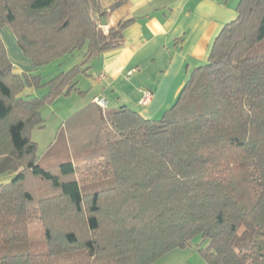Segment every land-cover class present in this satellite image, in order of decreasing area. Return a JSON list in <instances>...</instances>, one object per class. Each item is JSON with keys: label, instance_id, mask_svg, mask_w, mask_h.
<instances>
[{"label": "trees", "instance_id": "trees-1", "mask_svg": "<svg viewBox=\"0 0 264 264\" xmlns=\"http://www.w3.org/2000/svg\"><path fill=\"white\" fill-rule=\"evenodd\" d=\"M125 0H0L34 67L83 51L46 81L16 73L0 36V264H53L86 250L90 264H152L202 236L207 264H264V0H238L207 60L194 67L174 105L145 119L125 105L93 101L63 121L39 158L32 127L41 106L77 87L92 54L122 44L118 21L99 19ZM45 86L41 96H21ZM42 226L46 251L29 249ZM240 227L242 249L234 246Z\"/></svg>", "mask_w": 264, "mask_h": 264}, {"label": "crops", "instance_id": "crops-1", "mask_svg": "<svg viewBox=\"0 0 264 264\" xmlns=\"http://www.w3.org/2000/svg\"><path fill=\"white\" fill-rule=\"evenodd\" d=\"M114 1L101 0L104 6ZM237 4L238 0H125L118 8L107 10L99 19L102 27L129 22L119 32L121 45L92 54L86 61L82 74L93 71L95 77L89 94L82 88L79 108L102 96L107 100L105 112L125 105L145 119L158 118L174 105L192 69L207 60L222 26L235 19ZM13 70L22 73L14 64ZM100 73L105 77L99 79ZM144 90L152 95L140 104ZM34 92L35 88L26 87L20 95L34 96Z\"/></svg>", "mask_w": 264, "mask_h": 264}, {"label": "rangeland", "instance_id": "rangeland-1", "mask_svg": "<svg viewBox=\"0 0 264 264\" xmlns=\"http://www.w3.org/2000/svg\"><path fill=\"white\" fill-rule=\"evenodd\" d=\"M108 31V30H107ZM0 36L6 47L7 54L13 62L15 69L21 72H31L32 74L40 75L42 81H46L60 71L69 70L73 65L81 63L83 60V52L75 51L71 55H66L56 58L51 62L41 66L34 67L31 60L19 48L16 37L8 26H0ZM264 43L257 46V50H262ZM84 64L82 67H86ZM93 71L88 74H79L77 77V87L84 90V94H89L90 83L93 81ZM85 86V87H84ZM46 92L45 86L35 88L34 96H41ZM76 91H72L68 95L56 97L52 102L45 103L41 106V115L43 118L42 127H32L29 132L30 138L36 142V154L41 158L56 137V132L63 120L69 114L78 109L84 97ZM91 94V93H90ZM108 109L110 107H107ZM11 174L0 173V183H4L11 179ZM245 230L240 227L237 236L234 240V246L237 249H242L245 244ZM207 240H203L202 236L198 235L192 238L190 245L184 248H176L169 251L160 259L152 264H207L203 256L197 250L198 246L206 247ZM46 241L44 231L40 224L34 222L29 226V249L32 253L45 252ZM91 259L86 250H76L72 253L62 254L53 259V264H90Z\"/></svg>", "mask_w": 264, "mask_h": 264}, {"label": "built area", "instance_id": "built-area-1", "mask_svg": "<svg viewBox=\"0 0 264 264\" xmlns=\"http://www.w3.org/2000/svg\"><path fill=\"white\" fill-rule=\"evenodd\" d=\"M99 27L101 29H103L105 31V33L108 30L107 27H102L100 24H99ZM98 77H99V79H101V78H104L105 75L103 73H100ZM151 95L152 94H151V92L149 90L142 91V96H141V98L139 100V103L140 104L147 103L150 100ZM92 101L101 109H105L106 106H107V100L104 97H102V96L93 97Z\"/></svg>", "mask_w": 264, "mask_h": 264}]
</instances>
